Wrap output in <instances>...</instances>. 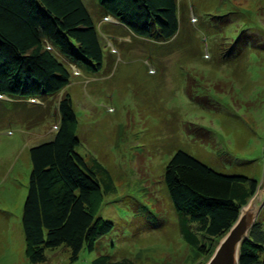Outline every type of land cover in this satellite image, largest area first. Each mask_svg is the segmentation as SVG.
Listing matches in <instances>:
<instances>
[{"label":"rangeland","instance_id":"1","mask_svg":"<svg viewBox=\"0 0 264 264\" xmlns=\"http://www.w3.org/2000/svg\"><path fill=\"white\" fill-rule=\"evenodd\" d=\"M84 2L96 21L103 20L95 1ZM178 4L174 41L138 38L108 17L117 27L108 32L100 72L79 70L57 54L72 72L64 92L35 104L0 100V264H32L22 229L29 151L54 139L65 93L78 117L77 152L97 160L116 190L105 193L104 203L94 199L95 212L115 229L77 261L65 247L48 250L46 264H93L103 256L135 264H207L212 256L181 238L164 182L180 150L221 174L264 183V0ZM209 15L221 33L203 27ZM257 221L264 224V205ZM220 241L212 243V255Z\"/></svg>","mask_w":264,"mask_h":264},{"label":"trees","instance_id":"2","mask_svg":"<svg viewBox=\"0 0 264 264\" xmlns=\"http://www.w3.org/2000/svg\"><path fill=\"white\" fill-rule=\"evenodd\" d=\"M93 1L103 20L94 19L84 0H0V100L29 101L64 92L72 72L57 54L79 70L100 72L113 34L108 32L117 27L104 20L108 17L141 39L170 43L179 33L178 0ZM211 17L202 21L203 27L221 33ZM220 19L221 26L228 25V20ZM58 112L54 139L29 151L31 173L22 229L32 264H46L47 251L61 247L70 252L72 262L77 261L83 251L94 252L115 229L101 211L95 212V197L101 196L104 203L105 193L116 190L97 160L89 162L77 152L78 117L69 93L60 99ZM164 182L181 238L208 257L212 243L229 232L259 187L255 179L221 174L181 150L168 163ZM93 264L135 262L103 256ZM239 264H264L263 223L256 221L243 241Z\"/></svg>","mask_w":264,"mask_h":264},{"label":"water","instance_id":"3","mask_svg":"<svg viewBox=\"0 0 264 264\" xmlns=\"http://www.w3.org/2000/svg\"><path fill=\"white\" fill-rule=\"evenodd\" d=\"M264 205V183L259 185L256 194L242 208L238 220L221 239L214 254L207 264H239L240 249L243 241L248 238Z\"/></svg>","mask_w":264,"mask_h":264},{"label":"clouds","instance_id":"4","mask_svg":"<svg viewBox=\"0 0 264 264\" xmlns=\"http://www.w3.org/2000/svg\"><path fill=\"white\" fill-rule=\"evenodd\" d=\"M109 19L112 20L111 17H109ZM109 19H108V20H109ZM37 100H38L37 98H35V99H30L29 101H32V102H29V101H28V102L31 103V104H35V103H38V102H39V100H38V101H37Z\"/></svg>","mask_w":264,"mask_h":264}]
</instances>
